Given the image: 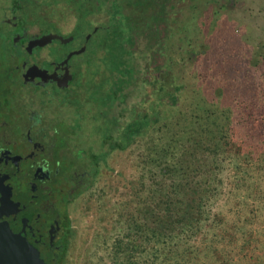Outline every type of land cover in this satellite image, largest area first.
Instances as JSON below:
<instances>
[{
	"label": "trees",
	"instance_id": "obj_1",
	"mask_svg": "<svg viewBox=\"0 0 264 264\" xmlns=\"http://www.w3.org/2000/svg\"><path fill=\"white\" fill-rule=\"evenodd\" d=\"M3 1L10 16L0 17V29L5 25L8 30L1 41L20 54L25 74L30 70L27 57L45 48L44 63L48 69L59 66L63 78L59 82L50 76L48 92L59 103H70L81 124L91 123L98 133L97 149L90 146L76 155H84L92 171L78 195L89 189L113 153L141 147L139 164L155 170L157 180L153 186L139 176V183L149 185H143L139 195L133 194L136 201L133 197L128 201L136 205H128L126 223L138 238L142 231L155 238V264H264V252L243 259L240 253L233 256L231 250H224L200 259L212 250L216 233L193 242L205 234L211 206L222 190L224 169H229L228 180L236 190L264 181V0H224L231 6L228 14L259 28L260 34L251 48H245L246 42L238 45L240 53L233 52L235 47L218 52L220 61L209 58L214 37L201 44L194 40L198 35L192 36V31L198 33L192 30L194 20L200 27L206 25L198 14L189 22L179 20L178 40L185 38V47L171 50L169 41L177 22L172 0H155L154 12H147L149 0H63L77 7L78 19L67 35L49 18L50 5L59 0ZM127 5L134 8L129 11ZM221 9L225 7L214 11L221 15ZM100 13L106 19L99 23L92 17ZM33 15L42 26L37 36L27 33ZM248 16L251 22L245 19ZM41 39L45 41L38 42ZM86 74H94L97 80H84ZM72 88L76 100L60 98ZM250 172L256 180L249 179ZM239 196L248 197L241 192ZM67 221L66 213L52 242L50 235H43L48 264H62L64 255L71 253L72 229ZM126 246L135 249V238H128Z\"/></svg>",
	"mask_w": 264,
	"mask_h": 264
},
{
	"label": "rangeland",
	"instance_id": "obj_2",
	"mask_svg": "<svg viewBox=\"0 0 264 264\" xmlns=\"http://www.w3.org/2000/svg\"><path fill=\"white\" fill-rule=\"evenodd\" d=\"M73 5L63 0H59L53 6L50 5L52 10L49 12V18L55 22L61 34L67 35L71 32L78 19L75 11L77 7ZM157 5L158 3L155 0H149V3L145 2V6L148 8L147 12L157 10ZM222 5L225 9H221V15L215 13V8ZM226 5L228 4H225L224 0H172L173 20L175 22L177 19V22L173 25L174 35L170 37L169 41L171 50L174 52L180 51L184 49L183 45L185 47V38L182 41L178 40L180 32L177 31L179 30L178 23L181 21L180 19L182 21L186 19V22H189L190 18L197 16V14L200 20L204 19L206 21V25L200 27L198 22L194 20L192 30L196 28L198 33L192 31V36L193 34L198 35V38L194 40L198 43L201 42V44L214 37L215 41L212 40L214 42L211 48L212 53L209 55L212 60L220 61L221 58L219 59L218 52L226 53L228 50L231 51L232 47H235L233 52L240 53L237 47L242 43L245 44V42L248 45L244 47L246 49L251 48V43L260 34V29L235 18V15L228 14L227 12H230L231 6ZM127 6L131 11L130 7L133 6ZM237 14L243 16L241 12H237ZM9 16L10 13L5 7V2L0 0V17ZM92 19L100 23L106 19V15L100 13ZM245 19L251 22V16ZM35 20L34 15L28 19L27 33L29 36H37L42 31V26ZM196 24H198L197 27H195ZM5 28L4 25L3 29H0L1 38L4 37V32L8 31ZM246 30H249V32L246 33ZM182 31L184 32L185 29H182ZM235 33L236 36H234ZM188 35L191 36V34ZM218 35L222 38L221 42L219 38L218 41L216 39ZM247 36L248 39H246ZM232 43L233 45H229ZM3 44L6 45L5 48ZM67 47L69 49L71 46L68 45ZM229 56L233 57L232 54H229ZM45 59H47L45 48L39 50L37 54L27 57L28 63L41 62ZM205 63L207 64V61ZM24 68L20 54L12 51L7 41L2 42L0 39V104L5 108L0 110V119L7 123L8 131L15 139L16 146L21 148L25 146L20 138L21 136L19 137L23 127V109L19 107L24 106L27 102L30 107L35 109L36 106H39L38 102L42 97L46 104L42 107L39 106L38 109L42 118V123L37 127L39 136L44 133L47 136L52 135L55 138L53 141L55 150L62 149L64 153V156L55 157L54 152L55 158L53 161L58 160L60 169L65 173H70L71 169H74L77 173L91 169L90 162L84 155L81 157L76 155H78L79 150L87 149L90 146L93 150H96L99 144L98 133L92 131L91 123L81 124V118L75 117L70 103H59L58 98L49 92L40 96L39 91H36L32 85L29 83L23 84L21 79H24L22 77L25 74ZM89 77L94 81L97 80L94 74L92 76L86 74L83 79L86 80ZM24 91H28L25 100L22 98L24 94L21 95ZM60 98L68 99V102H70L76 100L78 94L72 88L67 96L62 92ZM14 99L16 105L13 107ZM24 116H26V113H24ZM141 149V147L136 146L132 150L127 149L113 153V156L108 159V165L101 167L89 189L79 195L76 193L67 201L65 205L67 222L69 228L72 229V234L68 238L71 253L64 255L62 264H155V258L157 257L155 238L151 234H144L143 231L139 232L138 238L135 229L131 230L126 223L129 212L128 205H136L134 201L131 203L128 201L132 197L133 200L136 199L137 196L133 194L138 193L139 195L143 190V185H149L139 183V176H142V181L146 180L153 186H155L157 180L155 170L152 168L143 169L142 165L139 164L137 155ZM49 161L52 164L53 161L51 159ZM26 166L27 161H23L22 167L26 168ZM228 170L226 168L223 171L222 190L218 199L211 206L208 226L205 228L206 231L203 230L205 234H199L193 238V242L199 241L200 243L205 237L210 239L212 237L211 233L219 234L214 245H210L212 250L201 255L200 259L203 260L211 258L212 255H220L224 250H231L233 256L240 253L243 255V259L264 252V181L261 180L262 182L257 187L248 185L245 190H236L230 185ZM89 172L91 178L92 171ZM254 175L252 173V177L249 179L256 180V174ZM71 177L72 185L79 181L77 180L78 177L76 179L73 175ZM25 180L23 177L24 184ZM66 182L71 184L68 179H66ZM85 183L86 180H80L78 186L81 188ZM240 192L246 193L248 197L241 199ZM59 195L56 191V202H64L65 197ZM57 210L60 212L59 208ZM130 237L135 238V249L126 246ZM240 247L243 248L241 251L239 250ZM41 255L45 258L43 253ZM244 263L246 262L241 261V264ZM193 264H196V261H193Z\"/></svg>",
	"mask_w": 264,
	"mask_h": 264
},
{
	"label": "flooded vegetation",
	"instance_id": "obj_3",
	"mask_svg": "<svg viewBox=\"0 0 264 264\" xmlns=\"http://www.w3.org/2000/svg\"><path fill=\"white\" fill-rule=\"evenodd\" d=\"M27 68L30 70L22 76L24 79H21V82L32 85L36 91H39L40 96L48 94L50 78L48 75L55 74L56 81L63 80L59 66L48 69L51 67L44 63V60L28 63ZM22 94L25 100L28 91ZM15 103L14 99L13 107ZM25 103L24 106L19 107L23 109V127L19 137L21 136L25 144L24 148L16 146L15 139L8 131L7 123L0 119V217L8 221L14 232L25 236L40 252L45 253L48 242L46 243L43 235H50L51 242L53 237L58 235L61 222L66 219L65 205L72 196L87 186L90 169L80 173L71 169V175L75 179L78 177L79 180L72 185L70 173L60 169L58 160L53 161L55 157L64 156L63 150H55L53 146L55 138L52 135L47 136L44 133L39 136L38 133L37 127L42 123L38 109L46 102L41 97L39 106L35 109ZM1 109L5 108L0 104ZM50 159L53 161L52 164ZM23 161H27L26 168L22 167ZM23 177L24 180L26 179L25 184ZM66 179L71 184H68ZM83 179L86 183L80 188L78 184L80 185V180ZM56 191L65 197L64 202H56Z\"/></svg>",
	"mask_w": 264,
	"mask_h": 264
},
{
	"label": "water",
	"instance_id": "obj_4",
	"mask_svg": "<svg viewBox=\"0 0 264 264\" xmlns=\"http://www.w3.org/2000/svg\"><path fill=\"white\" fill-rule=\"evenodd\" d=\"M44 41L41 39L38 42ZM48 76L55 77V74ZM41 253L45 255L25 236L14 232L8 221L0 217V264H48Z\"/></svg>",
	"mask_w": 264,
	"mask_h": 264
}]
</instances>
